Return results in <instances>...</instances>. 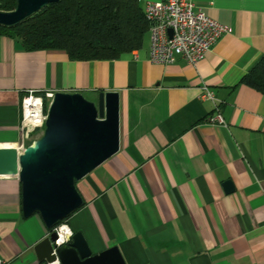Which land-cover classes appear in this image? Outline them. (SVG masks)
<instances>
[{"label":"crops","instance_id":"0c3cea01","mask_svg":"<svg viewBox=\"0 0 264 264\" xmlns=\"http://www.w3.org/2000/svg\"><path fill=\"white\" fill-rule=\"evenodd\" d=\"M153 1L139 0L144 12ZM194 2L231 29L197 65L152 63L150 31L142 49L102 61L28 52L0 35V147L21 144L31 90L92 102L119 93L120 151L77 183L84 205L64 222L94 255L118 247L126 264H264V94L241 84L264 56V0ZM218 114L225 124H210ZM48 233L40 215L24 217L19 178L0 176V261L43 264L34 247Z\"/></svg>","mask_w":264,"mask_h":264},{"label":"water","instance_id":"95a60500","mask_svg":"<svg viewBox=\"0 0 264 264\" xmlns=\"http://www.w3.org/2000/svg\"><path fill=\"white\" fill-rule=\"evenodd\" d=\"M60 0H17L13 11H0V26L13 28ZM120 151V97L100 93L97 102L82 93L57 92L45 129L24 151L0 147V176L22 184L23 215H40L48 235L34 250L43 264H126L118 247L94 255L81 232L56 246L54 228L83 207L77 183ZM231 192V182L225 184Z\"/></svg>","mask_w":264,"mask_h":264},{"label":"trees","instance_id":"16d2710c","mask_svg":"<svg viewBox=\"0 0 264 264\" xmlns=\"http://www.w3.org/2000/svg\"><path fill=\"white\" fill-rule=\"evenodd\" d=\"M16 7L17 0H0V11ZM149 29L139 0H60L16 27L0 26V35L18 41L28 52L57 49L73 61H102L142 49ZM241 84L264 94V56Z\"/></svg>","mask_w":264,"mask_h":264},{"label":"built area","instance_id":"2783aa9c","mask_svg":"<svg viewBox=\"0 0 264 264\" xmlns=\"http://www.w3.org/2000/svg\"><path fill=\"white\" fill-rule=\"evenodd\" d=\"M145 16L150 23L149 59L156 64L167 65L182 59L190 65H197L224 34L231 32L229 27L198 8L194 0H155L148 3ZM54 95L51 91L40 94L31 90L23 98L19 151H24L43 133L47 109ZM202 98L214 100L215 95L204 87ZM208 122L213 125L225 124L220 114L210 116ZM54 232L58 236L55 241L58 247L69 243L74 235L65 223L55 227ZM0 264L5 263L0 261Z\"/></svg>","mask_w":264,"mask_h":264},{"label":"rangeland","instance_id":"374dc122","mask_svg":"<svg viewBox=\"0 0 264 264\" xmlns=\"http://www.w3.org/2000/svg\"><path fill=\"white\" fill-rule=\"evenodd\" d=\"M150 37V35L148 34L147 36H146V40H148V38ZM42 133V132H41Z\"/></svg>","mask_w":264,"mask_h":264}]
</instances>
